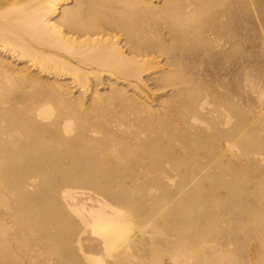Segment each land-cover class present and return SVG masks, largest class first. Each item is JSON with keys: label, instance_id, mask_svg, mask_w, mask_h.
<instances>
[{"label": "bare ground", "instance_id": "bare-ground-1", "mask_svg": "<svg viewBox=\"0 0 264 264\" xmlns=\"http://www.w3.org/2000/svg\"><path fill=\"white\" fill-rule=\"evenodd\" d=\"M0 264H264V0H0Z\"/></svg>", "mask_w": 264, "mask_h": 264}]
</instances>
